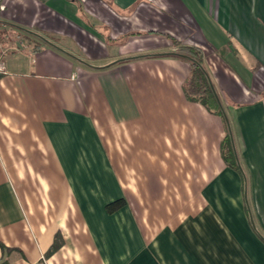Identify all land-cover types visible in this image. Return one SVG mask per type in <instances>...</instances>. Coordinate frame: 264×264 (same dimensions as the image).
<instances>
[{
	"label": "crops",
	"instance_id": "obj_1",
	"mask_svg": "<svg viewBox=\"0 0 264 264\" xmlns=\"http://www.w3.org/2000/svg\"><path fill=\"white\" fill-rule=\"evenodd\" d=\"M0 41V264H264V0H4Z\"/></svg>",
	"mask_w": 264,
	"mask_h": 264
},
{
	"label": "trees",
	"instance_id": "obj_2",
	"mask_svg": "<svg viewBox=\"0 0 264 264\" xmlns=\"http://www.w3.org/2000/svg\"><path fill=\"white\" fill-rule=\"evenodd\" d=\"M174 45L177 47V53L175 56L185 59L190 63L191 66L190 75L183 87L186 98L191 102L202 105L210 113L219 115L223 118L226 126V134L221 142L220 147L222 158L228 167L234 169L240 174H244L240 157L238 156L237 150L235 149L236 146L231 119L229 118L223 102L220 100L222 103L221 107L217 100V92L204 66L203 51L200 48L181 45L175 41ZM224 113L226 114L228 122L225 119ZM228 123L230 124L232 134L229 131ZM124 203V200L115 201L107 206V211L109 213H113L122 207ZM59 247L60 243L58 240H56L49 254L59 249Z\"/></svg>",
	"mask_w": 264,
	"mask_h": 264
},
{
	"label": "built area",
	"instance_id": "obj_3",
	"mask_svg": "<svg viewBox=\"0 0 264 264\" xmlns=\"http://www.w3.org/2000/svg\"><path fill=\"white\" fill-rule=\"evenodd\" d=\"M4 0H0V8L3 4ZM5 51L3 45L0 41V74L6 73V66H5Z\"/></svg>",
	"mask_w": 264,
	"mask_h": 264
},
{
	"label": "water",
	"instance_id": "obj_4",
	"mask_svg": "<svg viewBox=\"0 0 264 264\" xmlns=\"http://www.w3.org/2000/svg\"><path fill=\"white\" fill-rule=\"evenodd\" d=\"M217 100H218V102H219V104H220V106L222 107V103H221V101H220V98H219V96L217 95ZM224 116H225V119L227 120V122H228V119H227V117H226V114L224 113ZM228 126H229V131H230V133L232 134V131H231V128H230V124L228 123ZM234 148H235V146H234ZM236 149V148H235ZM251 222H252V224H253V226H254V228H255V224H254V221H253V219H251Z\"/></svg>",
	"mask_w": 264,
	"mask_h": 264
},
{
	"label": "rangeland",
	"instance_id": "obj_5",
	"mask_svg": "<svg viewBox=\"0 0 264 264\" xmlns=\"http://www.w3.org/2000/svg\"><path fill=\"white\" fill-rule=\"evenodd\" d=\"M235 146H236L237 154H238V156H239V150H238V148H237V145L235 144Z\"/></svg>",
	"mask_w": 264,
	"mask_h": 264
}]
</instances>
